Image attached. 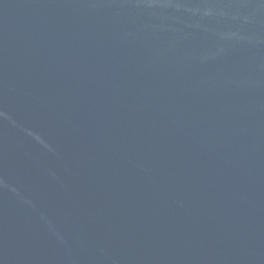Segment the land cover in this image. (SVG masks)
Returning <instances> with one entry per match:
<instances>
[{"label":"water","instance_id":"water-1","mask_svg":"<svg viewBox=\"0 0 264 264\" xmlns=\"http://www.w3.org/2000/svg\"><path fill=\"white\" fill-rule=\"evenodd\" d=\"M0 264H264V0H0Z\"/></svg>","mask_w":264,"mask_h":264}]
</instances>
